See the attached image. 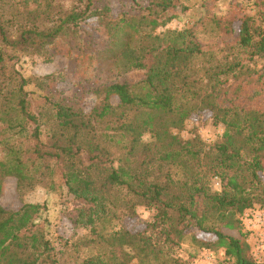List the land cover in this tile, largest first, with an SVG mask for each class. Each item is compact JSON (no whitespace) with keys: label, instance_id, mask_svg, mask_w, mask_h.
I'll list each match as a JSON object with an SVG mask.
<instances>
[{"label":"trees","instance_id":"obj_1","mask_svg":"<svg viewBox=\"0 0 264 264\" xmlns=\"http://www.w3.org/2000/svg\"><path fill=\"white\" fill-rule=\"evenodd\" d=\"M51 1L0 0V196L6 178L16 180L17 193L34 186L64 188L80 203L72 223L94 236L86 247L97 251L82 264L134 259L169 264L164 246L193 230L211 236L200 245L224 249L232 264H261L247 254L240 218L255 204L264 205V105L259 104L264 73L253 67L264 60V28L246 19L237 31L229 29L236 34V53L231 49L223 62L214 53L207 56L192 31L173 32L177 39L165 46L139 37L143 27L158 26L152 7L165 12L178 0H150L140 18L113 16L108 0ZM88 20L97 21V33L106 38L102 48L62 41L69 29ZM59 43L66 46L62 51ZM8 49L40 56L45 63L62 55L89 68L119 64L142 71L143 79L89 83L98 100L88 113L64 98L45 96L43 111L34 114L25 86L43 89L41 81L48 90L54 74L24 78ZM206 111L212 124L224 127L214 143L198 137L183 141L171 132ZM146 131L149 142L142 140ZM214 179L219 190L211 188ZM138 206L152 212V221L131 233L121 224ZM40 209L22 204L11 211L0 205V264H56V253L36 223Z\"/></svg>","mask_w":264,"mask_h":264},{"label":"rangeland","instance_id":"obj_2","mask_svg":"<svg viewBox=\"0 0 264 264\" xmlns=\"http://www.w3.org/2000/svg\"><path fill=\"white\" fill-rule=\"evenodd\" d=\"M263 1L178 0L177 6L165 12L152 7L151 11L157 13L158 26L155 28L143 27L142 32L141 30L139 32V37H145L149 43L165 46L177 39V35L173 32L192 31L201 50L206 52L207 56L208 53H214L218 61L223 59L224 62L227 60L225 55L228 56L231 49L234 51L237 44L236 34L230 32L229 29L237 31L241 22L246 19L250 24L264 28V22L262 23L260 20V13L264 10ZM51 2L57 4V0ZM64 5H68V2H64ZM108 6L113 16L128 13L130 16L140 18L143 13L146 14L145 8L150 6V0H108ZM98 30L97 21L88 20L82 22L75 31L69 29L62 37V41L66 45L77 44L83 48L89 46L94 50L100 49L107 43V40L102 33H97ZM154 37H156L155 40L151 42ZM179 41L181 43L182 39ZM65 47L64 44L59 43L58 50L62 51ZM54 48L57 51V42ZM7 52L16 57L14 67L26 79L54 74L53 80L49 81L48 90L45 88L44 82L41 81L43 89L34 84L25 86L34 114L43 111L45 96L48 98L53 96L55 99L64 98L68 105L88 113L98 100L92 92L93 88H87L89 83L99 85L123 81L137 83L143 79L142 71H126L119 64L108 66L110 63L105 62V65L98 68L97 63H92L93 66L89 68L87 64L81 66L78 63L75 64L73 60L71 64L70 60L62 55H56L51 63H45L43 58L37 55L21 54L12 49H8ZM234 52L236 53V51ZM239 57L241 58L242 55ZM253 67L256 71L264 73V60L258 61ZM69 68L70 70H67ZM93 68L95 69L92 71ZM67 72L69 73L66 74ZM234 82L231 80L229 85H233ZM79 84L80 86L77 88ZM261 97L263 98L261 99ZM261 97L256 99L258 101L261 99L259 104L264 105V96ZM112 102L116 104L117 100L113 98ZM209 117L208 111L195 113L185 120L180 130L171 132L183 141L198 137L202 143H214L220 139L224 127L212 124ZM3 128L4 126L0 122V130ZM142 140L149 142L152 140V135L146 131L142 135ZM261 179L264 184V167ZM3 183V192L0 196L2 207L11 211H17L22 204L37 205L41 208L36 217V223L43 228L46 239L56 253V264H82L83 258L97 251L95 248L86 247V243L94 239L89 229L76 227L72 223L80 203L68 195L64 188L57 191V189L50 190L43 186H34L17 193L14 178H6ZM211 188L219 190L218 179L212 180ZM151 221L152 212L138 206L134 216L123 218L121 226L131 233H135L142 231ZM240 224L241 232L246 236L248 256L253 261L263 264L264 205L255 204L251 209L245 211L240 218ZM119 227L120 225L115 229L117 230ZM223 232L236 238L240 237L237 231ZM211 240V236L193 230L178 243L175 240L174 243L165 245L164 254H166L169 264L173 263L171 259L178 260L183 264H232V261L225 257L224 249H205L200 245L203 241L210 242ZM65 241H68L67 246H64ZM131 264H138V262L134 259Z\"/></svg>","mask_w":264,"mask_h":264}]
</instances>
